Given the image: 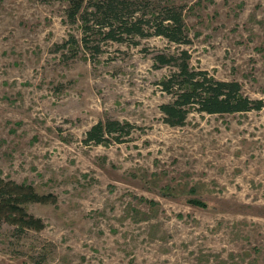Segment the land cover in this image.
<instances>
[{
	"label": "rangeland",
	"instance_id": "1",
	"mask_svg": "<svg viewBox=\"0 0 264 264\" xmlns=\"http://www.w3.org/2000/svg\"><path fill=\"white\" fill-rule=\"evenodd\" d=\"M68 1L0 0V178L54 198L24 205L38 231L0 221V264H264V0H129L121 19L144 31L175 5L188 43L108 38L95 0L74 19ZM182 49L262 107L163 123L173 66L155 55ZM104 118L128 136L84 144Z\"/></svg>",
	"mask_w": 264,
	"mask_h": 264
},
{
	"label": "trees",
	"instance_id": "2",
	"mask_svg": "<svg viewBox=\"0 0 264 264\" xmlns=\"http://www.w3.org/2000/svg\"><path fill=\"white\" fill-rule=\"evenodd\" d=\"M145 4H147L146 1L143 5ZM132 5L129 0L92 1V14L96 18V23L105 24V20L110 19L115 21L114 26L109 25L105 36L114 39L115 34L118 33L116 30L121 29L120 32L123 34L161 36L172 43L189 42L187 35L183 32L181 11L175 5L164 3L154 6V9H157L162 16L153 22L151 31H144L141 28L140 19L129 23L121 19L128 12V7ZM80 7L81 0H69L66 8L67 17L74 19ZM87 12L90 11L83 8L78 15L79 18L83 19ZM96 14H98L97 17ZM83 26L87 28L86 23H83ZM188 59L189 54L183 49L177 56L162 53L155 55L158 65L173 66V69L158 81L160 89L171 97L169 101L158 105L162 122L166 125L180 126L189 109L206 114H223L259 110L262 107L261 99H252L242 93L238 81L216 79L204 70H194L189 66ZM131 127V123L117 119L97 120L84 131L82 142L103 145L119 143L123 141V137L128 136ZM53 200V195L37 194L28 183L0 178V221L12 225L18 231H38L42 226L40 219L27 213L24 205L34 202L50 203ZM187 202L198 207H205V203L197 198H189Z\"/></svg>",
	"mask_w": 264,
	"mask_h": 264
}]
</instances>
